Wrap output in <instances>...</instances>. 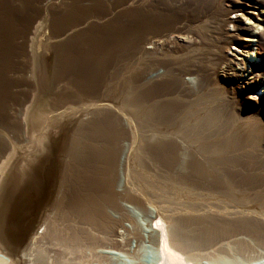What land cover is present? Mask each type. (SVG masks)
I'll list each match as a JSON object with an SVG mask.
<instances>
[{
  "label": "rangeland",
  "instance_id": "obj_1",
  "mask_svg": "<svg viewBox=\"0 0 264 264\" xmlns=\"http://www.w3.org/2000/svg\"><path fill=\"white\" fill-rule=\"evenodd\" d=\"M92 1L94 0H32L29 9L26 11L29 17L28 21L23 23L21 30L15 28L13 33L10 32L7 41H4L7 49L0 60V81L6 88V96L3 98L6 114L0 116V139L5 143L0 146V166L11 152H15L14 161L11 163L9 170L2 172L4 176L0 177V195H2L0 196V205L2 206H0L1 244L8 243V246L12 244L13 238L10 236L4 237L2 234H11L13 212L16 209L17 212L22 211V207L25 205L26 197L21 192V183L19 182L22 181L27 170L35 166L42 158L48 157L49 159L46 158L48 161L51 160L52 163L57 164V175L51 202L43 208L41 222H37L36 227L31 228L24 222L23 231L18 238L21 243L20 248L18 252H16V248L13 250L17 255L14 254L15 260L19 258L21 264H28L22 258V251L29 245L36 232L42 231L40 229L41 225L43 223L49 224L58 214L61 206H63L62 198L64 197L68 178H70L71 185L77 187L78 194L84 195V193L79 192L81 188L77 185L82 167H79V162L77 163V160H74L73 157L76 153H79V148L81 151V147H86V144L91 146L97 143L95 139L89 138L90 120L103 118L104 113L107 114L109 111L113 112L119 121L115 122L116 125H113V127L120 133L115 144L121 152L119 169H121L122 175L119 172V178L122 185L125 182L122 178L124 176L123 165L129 157L127 153H130V151L137 153L139 151V158L138 153L136 155L131 152V161L136 169V178L146 179L141 181L138 178V181H141L140 183L143 185L149 181L148 185L145 186H148L151 201L154 199V203H156V200H159L158 203L182 201L181 203L186 202L192 205L197 202L196 204L200 207L195 204L194 206H197V209L194 212L199 213V215L204 212L201 216L210 218L212 215V220L217 218V221L220 217L224 221H227L226 218H228V223L229 221L231 224L237 223V226H241L240 228L246 225H255L258 220V225L262 226V212H264V31L260 29L264 28V0H226L225 2V6L230 5V8H232L231 14L227 18L233 24H230L227 30H229V35L231 34L233 39L229 46L231 50H228L229 52L224 51V54H226L225 62L217 68L213 76L215 80L222 83L223 88H226L227 93L225 95H218L208 90L197 99H189L177 91L164 92L156 99H152L149 105H146V99L141 100L138 98L140 92L146 87L142 82L144 74L142 75L140 72L141 70L142 72L146 71L149 62L156 59H167L172 60L174 68L201 65L203 70H210L211 63L205 60V56H199L195 52L180 55L178 58L177 56L169 58L158 54L148 56L142 50L137 51L142 46L144 50H151L152 45L142 44L141 38H136L132 15L126 11L133 10L138 1L141 2V5L143 4L142 8L147 10L146 0H97L98 3L95 4ZM67 11L72 12V17H70L73 19L70 22L60 20L64 17L63 15H66ZM241 16L252 20L255 26L245 23ZM234 17L235 19H233ZM111 19H114V21ZM108 20L111 24L124 29V32L118 33V38L110 43L113 45L103 53L87 59L86 53L83 52L87 48L84 45V37L79 36V39L76 38L77 40H74V38L80 32L82 34L87 31L90 26H103L107 24ZM233 26L240 28L234 29ZM107 32L108 27H106L105 35H107ZM67 37L72 38L68 39ZM66 42L72 44V51H69V48L68 50L61 49ZM152 42L161 43L159 39H152ZM43 53H50L51 59H48L47 74H44L45 86L41 89L38 87V83H35L37 79L34 70H36V65L41 62L40 55ZM252 54L253 57L251 58ZM84 66H87L85 73L83 69H80ZM253 67L260 68V74H253ZM38 69L40 70V66ZM161 72L162 69L157 70L152 77L155 78V75L157 76ZM185 80L189 81V78L187 77ZM163 105L174 107L176 105L178 110L171 111L169 116L164 118L156 116V109L163 107ZM26 109H32L29 118L30 133L27 130V134L23 121V114ZM208 109H211L212 112L209 113L210 110ZM103 111L105 112L103 113ZM211 116L216 117L217 121ZM213 121H215L214 124ZM133 124L135 125L133 126ZM148 128H150V131ZM198 129L199 131H197ZM151 130L155 133L153 134ZM150 134L153 136H150ZM159 134L161 137H159ZM171 134L177 137L174 138ZM131 135L134 137H131ZM131 138H134L132 142ZM135 138H138L137 143ZM182 139L183 142H181ZM139 140H143V142ZM150 140H152V143ZM125 141L129 143L125 145ZM9 142L12 144L10 145ZM163 145H167V148L165 149ZM135 155L140 160L139 162ZM144 155L147 157L144 158ZM186 160L190 166L184 168L182 163L184 164ZM147 162H150V164ZM166 163H169V168ZM162 166L166 168L160 169ZM197 166L200 168L198 169ZM185 169H187L186 173L183 171ZM188 169L190 170L188 171ZM174 170L179 171L180 174ZM214 171L217 172L215 173L217 175L213 174ZM158 172L160 174H157ZM174 173L177 174V178H174L176 176ZM181 173L184 176H182V180L187 179L185 183L179 178ZM171 174L174 176H171ZM164 177L167 178V186L164 185ZM177 181L180 182L178 184L181 186L176 184ZM171 182L173 187H171ZM174 183L179 187L174 186ZM181 187L183 190H179ZM186 187L190 188L186 189ZM196 189L200 194H197ZM122 190V186L117 188L119 192ZM165 193L167 196L164 195ZM134 195L139 196L137 193H134ZM192 195L197 198L192 197ZM199 195L200 197H198ZM201 195L203 196L201 197ZM155 197L158 199H155ZM179 197H182L183 200ZM81 199L78 198L76 201L81 204ZM142 201L147 204L144 208L132 206L135 208L134 213L137 221L145 228L150 226L154 218L159 215L157 210L161 206L158 205L157 209L158 203L154 206L148 204L143 198ZM183 205L181 204L182 207ZM123 206L124 211L126 209V212L130 211V209L128 211L125 204ZM228 207L230 208L228 209ZM159 210L164 209L161 207ZM181 210L184 211L181 216H185L188 209L181 208ZM181 210H179L180 214ZM145 212H149V214ZM173 213L180 216L178 210L173 211ZM228 214L232 215L229 216ZM111 215L118 216L115 213H111ZM225 215H228V217ZM232 216L235 217L232 218ZM252 216L256 221L253 220ZM149 218H152L151 221ZM236 218L238 219L236 220ZM251 218L252 220H250ZM222 220L220 218V223L226 222ZM125 221L123 225L129 226V218ZM118 232H121V228L118 229ZM143 235L148 250L145 259L147 262L152 263L156 256L154 247L147 238L151 234L147 231ZM229 237L228 241L247 239L244 235L237 236L236 234ZM131 246H133L132 249L136 248L135 241L132 240ZM230 254L234 253L231 252ZM235 263L240 264L238 261Z\"/></svg>",
  "mask_w": 264,
  "mask_h": 264
},
{
  "label": "bare ground",
  "instance_id": "obj_2",
  "mask_svg": "<svg viewBox=\"0 0 264 264\" xmlns=\"http://www.w3.org/2000/svg\"><path fill=\"white\" fill-rule=\"evenodd\" d=\"M96 2L97 0L92 1V3L94 4ZM146 2L148 4L147 10H144L142 8L143 4L141 5V2L138 1V3L135 5V8L133 10L129 9L126 11L130 15H132L133 24H134V33L136 38L139 39L141 38L142 44L152 45L151 50H144L143 49L144 47L142 46L137 51L142 50V52L148 56H153L158 54L163 57H169V58L171 57L175 58V56H177L178 58V56L180 57V55H185L186 53L190 54L192 52H195L199 56L201 55L205 56V60H208V62L211 63L210 64L211 69L203 70L202 69L203 66L201 65L187 66V67L179 66V68H174V64L172 63V60L171 61L167 59L152 60L147 64L146 71L142 72L141 70L140 72L142 75L144 74L143 75L144 79L142 82H144L143 84H145L144 86L146 87L142 92H140L138 98L141 100L146 99V105H149L152 99H156L161 93L164 92L177 91L180 92L184 97L189 99H197L201 95H203L204 92L208 90H211L212 92L218 95L220 94L225 95L227 93L226 88H223L222 83L215 80L213 76L215 75V71L217 70V68L222 63L225 62L226 54H224V51L231 50L229 49V46L233 39L232 35L231 34L229 35L230 33L229 30H227L228 26L230 24L231 25L233 24V22H230L229 19L227 18V16L231 14L232 8H230V5L225 6L226 0H146ZM31 3L32 0H0V60L5 55V51L7 49L5 48L4 41H7L8 34L10 32L13 33L15 31V28L17 30H21L23 23L28 21L29 17L26 11L27 9H29ZM71 13L72 12L67 11L66 15H63L64 17H62L63 19L61 18L60 20L64 22H70L73 19L71 18L72 17ZM111 20L114 21V19ZM106 27H108L107 35H105ZM233 28L238 29L240 27L233 26ZM90 31L92 32L90 33ZM123 32L124 29L111 24V22H109L108 20L107 24L103 26H99V27L95 25L90 26L88 30L85 31L84 33L81 34L80 32L79 35L77 36L75 35L76 37L74 38V40L79 36L84 37L83 39L84 45L87 48L83 50V52L86 53L87 59H90L94 55L97 54L99 55L103 53V51H105L108 47H111L113 45L110 44L112 40L118 38L117 36L118 33L121 34ZM152 39L154 40L159 39L161 43L158 44L157 42H152ZM64 48L66 50H68L69 48V51H72V44L66 42V44H64V46L61 47V49ZM37 54L39 55L38 50H37ZM49 54L50 53L47 54L43 53L42 55H40L41 62L38 64L40 66V70L38 69L39 67L38 65H36L37 72L36 70H34L37 79L35 83H38V87L41 89H43L45 86L44 74L46 73V69H48V61H49L48 59H51V56ZM80 54H82V52H80ZM250 57L252 58L253 54ZM33 62L35 64L34 59ZM198 63L202 64V62L199 61ZM85 68H87V66L86 67L84 66V68H80V69H83L85 73ZM159 69H162V72L157 76L155 75V78H153L152 75ZM253 70H254L253 74L256 73L260 74L261 72L260 68L257 69L253 67ZM187 77L189 78V81L185 80V78ZM5 93H6L5 85L0 81V116H4L6 114V108L5 105H3V98H5L6 96ZM175 109L178 110L176 105L175 107L163 105V107H158L156 109L155 114L158 117L162 116V118H164L169 116L170 112L173 110L175 111ZM208 110H210L209 113L212 112L211 109ZM31 112L32 109H26L23 114V121L25 123L26 134H27V130H29L30 127L29 118ZM104 112L105 111H103V113ZM104 114L105 116L103 118L90 120L89 138L93 140L95 139L97 143L91 146L89 144H86V147H81V151L79 148L78 150L79 153H76L73 157L74 160L75 159L77 160L76 161L77 163L79 162V167H82L80 170L79 180L77 185L81 188L79 192L84 193V195L81 196L78 194L77 187L71 185L70 178H68V182L64 190V197L62 198L63 206H61V209L59 210L54 220H52L49 224L43 223L41 225L40 229H42V231L40 230L41 232L39 233L36 232L29 245L26 247V249L22 251L23 260L25 259L26 262H28V264H38V262H40V264H234L237 261L240 264H264V212H262V224H261L262 226L258 225L259 224L258 223L259 220H258L257 223L254 222L257 225L255 224V225L244 226L242 224V226L244 227L240 228L241 226L240 225L237 226V223L231 224L230 221L228 223L227 222L228 218H226L227 221L225 220L226 221L225 222L224 220H222V217H220L221 220L225 222V223L222 222L220 223V218L219 221H217V218L216 219L214 218L212 220L211 218L212 215L210 218L206 216H201L204 214V212L201 215H199V213L196 214L195 213L197 209L196 207L198 206V204H196L197 202L195 203L197 206H194L195 204L192 205L191 203H186V202L181 203L182 202L181 200H180L181 202L163 201L160 203H158L159 200L158 201L156 200V203H154L153 201L154 199H153L152 200L153 203H152L150 198L151 195L148 192L149 188L148 186L147 187L145 186L149 181L147 180L148 182L143 185L140 182L146 179L141 180L137 176L141 180L138 181V178H136V174H135L136 169L131 161L132 159L131 154L135 153L137 155V153L139 152L138 151L136 153L134 151L133 148L135 145L133 146V148H131V150L133 149L134 152L130 151V153H127L129 157L128 158L126 157L127 160L123 165L124 176H122V178H124L125 182H123L124 184L122 185L121 184L122 182H120V178H119V176L122 175V173L120 172L121 169H119L121 152L115 144L116 140L120 136V133H118L117 130H115L113 127V125H116V123L119 122L118 117L114 115V113L111 111H109V113L107 114L106 113ZM211 117L213 118V116ZM215 118L213 119L216 120ZM214 122L215 121H213V124ZM134 125L135 124H133V126ZM148 129L150 131V128ZM197 131H199V129ZM144 132L146 131L144 130ZM151 135L152 134H150V136ZM132 136L133 135H131V137ZM145 136L147 137L148 135ZM155 136L157 135L155 134ZM159 137H161L160 134ZM172 137L174 136L172 135ZM150 138L152 139V137ZM133 139L131 138V142ZM137 139H136V143H137ZM139 141L143 142V140H139ZM151 141L152 140H150V142ZM181 142H183V139ZM126 143L127 142L125 141V145ZM3 144H5L4 141L0 139V146H2ZM9 144L11 145L12 143L9 142ZM197 147L196 149H198ZM164 148L166 149L167 145H165ZM14 152L15 151L11 152L8 158L5 159L2 165L0 166V177L4 176L2 175V172L9 170L11 163L14 161ZM200 155L202 157L201 151H200ZM139 156L140 155L138 153V158ZM145 156L146 155H144V158ZM46 158L44 157L42 158V160H39V162L35 166H32V168L30 169L28 168L29 170L25 169L27 170V173L24 172L26 174L24 175V177L22 176L23 179L22 181L19 182L21 183L20 186L21 192L24 193L26 197L25 205H23V207L21 206L23 208L22 211L17 212L16 209L14 210L15 213L13 212L14 218L13 217L11 218V222H12L11 228L9 227L11 234L8 233L2 234L4 237L5 236L12 237L13 240L10 246L7 245L8 243L1 244L0 242V264H21V259L18 258V260H15L14 254L18 252V249L20 248L21 243L18 240V238L20 233H22L23 231V224L25 222L26 224L31 226V228L36 227L37 222L39 223L41 222L43 208L47 205V203L51 202L52 193L54 191V186H55V179L57 175V166H56L57 164L55 165V162L52 163L51 160L48 161ZM138 158L136 157L137 160ZM187 160L186 162L184 161V164L182 163V166L184 168L190 166ZM139 161L140 160H138V162ZM147 163L150 164V162ZM168 164L167 167L169 168ZM162 167L160 169L166 168V167L163 168ZM194 168L195 167H193V169ZM186 170L187 169L183 171L186 173ZM189 170L190 169H188V171ZM174 171L176 172L177 170ZM119 172L121 173L120 175ZM178 172L179 171H177V173ZM196 173L198 172L196 171ZM196 173L194 174L196 175ZM215 173L217 172L214 171L213 174ZM157 174L160 173L158 172ZM27 176L30 178H28ZM171 176L174 175L171 174ZM180 176L181 177L178 176L179 178H181L180 180L184 181L182 180V176H183L182 173ZM196 176L194 177L198 178ZM175 177L177 178V174L176 176H174V178ZM166 179L167 178L164 177L165 180L164 185L166 184ZM179 181H177L176 184H178ZM185 181L183 183H185ZM167 185L168 184H166V186ZM171 185H172L171 187H173L172 182ZM178 185L181 186L180 184ZM178 185H175L174 183V186L177 187ZM121 186L123 187V190L121 192L117 191V188ZM182 187L181 189L179 188L178 189L183 190ZM190 187H186V189ZM150 189L152 188L150 187ZM197 190L198 189H196V191ZM164 191L166 190L164 189ZM134 193H137V195L139 196L134 195ZM198 193L199 192L197 191V194ZM164 195H166V193ZM193 196L194 195H192V197ZM202 196L203 195H201V197ZM198 197H200V195ZM78 198H82L81 204H79L76 201ZM142 198L146 202H148V204H152L154 206L158 203L156 207L157 209L159 206H161L162 209H164L161 211L159 210L161 207H159V209L157 210L159 212V215L154 218L150 226L145 228H143V226H141L140 223L137 221V218L134 213L135 208L132 206L134 205L136 207L140 206L144 208L145 205L147 204H145V202L142 201ZM155 199L158 198L155 197ZM180 199H182V197ZM180 203L182 205L184 204L183 207L181 206ZM123 204H125L126 208H128V211L130 209L129 212H126L127 209L126 211H124L125 208ZM198 207H200V205ZM181 208L188 209V211H186V215L184 213L185 216H181L183 215L182 212H184L181 210ZM229 208L230 207H228V209ZM177 210L178 213L179 210H181V214L179 213L180 216L173 213V211L175 212ZM149 212L148 213L145 212V213L149 214ZM111 213L118 214V216L114 217L111 215ZM166 214H168V216H166ZM228 215L225 216L228 217ZM233 217L235 216H232V218ZM259 217L261 218L260 215ZM128 218H129V222H128L129 226L123 225V223L126 222L125 220L126 219L128 220ZM252 218L250 220H252ZM149 219L147 220L149 221ZM237 219L238 218H236V220ZM214 220H216L217 222ZM253 220H255V218H253ZM245 221L249 222L248 220ZM120 228H121V232L119 233L118 229ZM147 231H149V233L151 234L147 238L154 247L155 256H156V258H154L155 259L154 262L152 261V263L147 262V260L145 259V254L148 253V250L145 242V237L143 234H145V232ZM233 234H236L237 236L244 235L247 239L242 238V239H236L234 241L233 240L228 241V239L230 238L229 236ZM132 240L135 241V243L137 244L135 249H132L133 247L131 246ZM15 248H16V252L14 253L13 250ZM6 250H8L9 252H7ZM231 252H233L234 254H230ZM15 256L17 255L15 254Z\"/></svg>",
  "mask_w": 264,
  "mask_h": 264
},
{
  "label": "snow or ice",
  "instance_id": "obj_3",
  "mask_svg": "<svg viewBox=\"0 0 264 264\" xmlns=\"http://www.w3.org/2000/svg\"><path fill=\"white\" fill-rule=\"evenodd\" d=\"M233 19H235V17ZM241 19H243L245 21V23L253 25V21L252 20L247 19L246 17H243V16H241ZM253 26H255V25H253ZM260 30L264 31V28H261Z\"/></svg>",
  "mask_w": 264,
  "mask_h": 264
},
{
  "label": "water",
  "instance_id": "obj_4",
  "mask_svg": "<svg viewBox=\"0 0 264 264\" xmlns=\"http://www.w3.org/2000/svg\"><path fill=\"white\" fill-rule=\"evenodd\" d=\"M85 29H87V28H85ZM73 37H74V36H73ZM67 38H68V39H69V38L71 39L72 37H67Z\"/></svg>",
  "mask_w": 264,
  "mask_h": 264
}]
</instances>
